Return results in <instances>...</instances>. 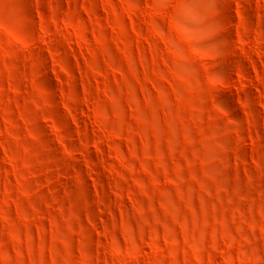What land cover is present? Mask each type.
Segmentation results:
<instances>
[{
	"label": "rangeland",
	"instance_id": "1",
	"mask_svg": "<svg viewBox=\"0 0 264 264\" xmlns=\"http://www.w3.org/2000/svg\"><path fill=\"white\" fill-rule=\"evenodd\" d=\"M0 264H264V0H0Z\"/></svg>",
	"mask_w": 264,
	"mask_h": 264
},
{
	"label": "bare ground",
	"instance_id": "2",
	"mask_svg": "<svg viewBox=\"0 0 264 264\" xmlns=\"http://www.w3.org/2000/svg\"><path fill=\"white\" fill-rule=\"evenodd\" d=\"M233 84L231 82L228 84L227 88H232Z\"/></svg>",
	"mask_w": 264,
	"mask_h": 264
}]
</instances>
